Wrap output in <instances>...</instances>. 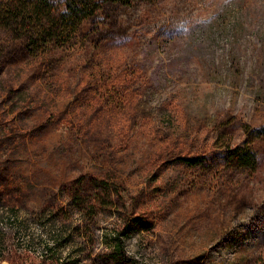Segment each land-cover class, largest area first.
<instances>
[{
	"label": "rangeland",
	"instance_id": "obj_1",
	"mask_svg": "<svg viewBox=\"0 0 264 264\" xmlns=\"http://www.w3.org/2000/svg\"><path fill=\"white\" fill-rule=\"evenodd\" d=\"M42 47L0 27V264H264V0L105 3Z\"/></svg>",
	"mask_w": 264,
	"mask_h": 264
},
{
	"label": "trees",
	"instance_id": "obj_2",
	"mask_svg": "<svg viewBox=\"0 0 264 264\" xmlns=\"http://www.w3.org/2000/svg\"><path fill=\"white\" fill-rule=\"evenodd\" d=\"M138 1L140 0H62L63 8L59 9L55 0H15L4 8L0 7V27L8 30L13 38L24 39L29 52L40 51L44 45L67 41L78 30L81 23L101 9L105 3L130 6L133 2ZM220 154V160L228 167L251 171L257 168L256 154L249 144L226 146ZM178 160L188 166H203L207 163L206 157L203 156L179 157ZM81 181V178L76 180L72 191L69 192V200L76 207H83L84 205L85 197L81 195V188L79 187ZM96 181L94 185L97 188L108 192L113 191L112 187L102 184L105 181H98L97 183ZM53 222L55 224V221ZM66 222L63 220L58 229L57 236L60 240L67 238L64 235L68 226ZM121 222L122 225L118 234L115 235V245L112 249L117 255L123 257L125 253L122 236L130 233L129 230L133 226L137 230L144 228V221L136 215H124ZM41 257V262L45 263L46 256Z\"/></svg>",
	"mask_w": 264,
	"mask_h": 264
}]
</instances>
